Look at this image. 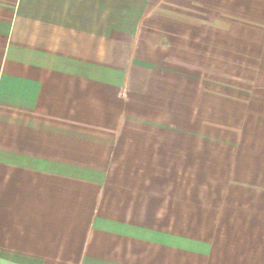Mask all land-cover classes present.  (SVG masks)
Segmentation results:
<instances>
[{"label":"crops","instance_id":"1","mask_svg":"<svg viewBox=\"0 0 264 264\" xmlns=\"http://www.w3.org/2000/svg\"><path fill=\"white\" fill-rule=\"evenodd\" d=\"M212 2L0 0V264H264V192L196 142Z\"/></svg>","mask_w":264,"mask_h":264},{"label":"rangeland","instance_id":"2","mask_svg":"<svg viewBox=\"0 0 264 264\" xmlns=\"http://www.w3.org/2000/svg\"><path fill=\"white\" fill-rule=\"evenodd\" d=\"M212 3H218L219 7L211 8L213 50L206 57L210 58L206 74L212 85V100L228 101V114H223L224 111L217 107L213 119L196 120V142L197 145L213 144L212 176L226 173L227 182L236 184L234 186L238 190L264 192V0H213ZM221 28L228 32L225 36L228 37L227 45L221 42ZM223 46H227L228 56L219 55ZM231 100L248 106L240 104V112L233 114V108L229 106ZM200 128L203 132L210 131V135H200ZM221 145L230 146L229 152ZM251 155L259 162L258 178L255 181H237L236 164L242 165V161L248 157L251 159ZM220 185L218 182L213 184L216 187ZM259 202H264V198Z\"/></svg>","mask_w":264,"mask_h":264}]
</instances>
